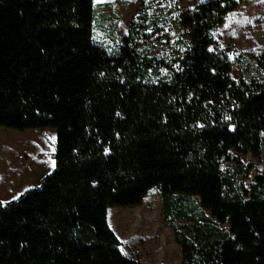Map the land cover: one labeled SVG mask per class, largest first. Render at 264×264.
Returning <instances> with one entry per match:
<instances>
[{
    "label": "trees",
    "instance_id": "1",
    "mask_svg": "<svg viewBox=\"0 0 264 264\" xmlns=\"http://www.w3.org/2000/svg\"><path fill=\"white\" fill-rule=\"evenodd\" d=\"M164 1L137 0L109 52L94 39V0H0L16 34L3 58L19 73L0 87V126L56 131L55 169L0 203V264H149L121 252L107 210L137 206L152 188L180 264H264V167L248 189L236 184L251 169L240 155L264 164V76L233 79L213 36L238 1L179 10L168 60L139 41L160 20L149 6Z\"/></svg>",
    "mask_w": 264,
    "mask_h": 264
},
{
    "label": "rangeland",
    "instance_id": "2",
    "mask_svg": "<svg viewBox=\"0 0 264 264\" xmlns=\"http://www.w3.org/2000/svg\"><path fill=\"white\" fill-rule=\"evenodd\" d=\"M201 1L203 0H166L158 4L152 3L148 13L150 16L158 15L160 20L156 28L147 30L149 37L146 40H139L140 47L145 49L147 55L156 59L168 60L175 57L180 49L176 41L180 33L175 20L176 14L179 10L191 8ZM237 1V7L226 16L224 22L213 32V36L218 47L226 52L231 62L233 79L261 80L264 76V0ZM94 3V39L109 52H113L126 35L129 21L136 15L137 0H94ZM26 8L22 10L24 16L27 13ZM34 9L35 6L33 13ZM0 22L1 87L13 84L19 78V73H16V63L3 58V55L10 53L16 34L2 12ZM30 33V26H25L19 34L23 38L20 41L28 40ZM253 55H259L260 58ZM11 56L20 57L19 47L12 50ZM166 74L167 69L162 68L158 75L151 74L150 78L157 79L165 77ZM24 131L0 126V196L11 202L29 190V176L33 175L30 171L36 161L32 156L33 148L25 141L27 136ZM50 142L48 140L47 145ZM239 159L243 165L250 164L251 169L248 177L238 175L236 184L241 189H248L254 174L260 172L264 164L261 159L251 156L240 155ZM229 166L227 162L222 163V168ZM11 178L14 186L12 188L9 185ZM206 214L209 215V211ZM107 219L119 239V249L124 255L149 264H180L179 247L175 243L170 222L163 214L162 196L158 189H150L137 206L109 207Z\"/></svg>",
    "mask_w": 264,
    "mask_h": 264
},
{
    "label": "crops",
    "instance_id": "3",
    "mask_svg": "<svg viewBox=\"0 0 264 264\" xmlns=\"http://www.w3.org/2000/svg\"><path fill=\"white\" fill-rule=\"evenodd\" d=\"M25 135L27 136L26 142L30 147L33 148V157L35 158V163L32 165L33 169L30 171L32 172V176H29L30 181L29 189L38 187L39 182L52 170L56 167V160L48 157H42V153L54 152L56 150V131L52 128H34V129H26ZM50 140V147H48L47 143ZM29 147V148H30ZM55 162V166L53 167L52 162ZM19 174V173H18ZM15 179V177L13 178ZM13 179L11 178V182L9 183L10 188L13 186ZM8 185V186H9ZM27 191V190H26ZM11 202L10 200L2 199L0 196V203H8Z\"/></svg>",
    "mask_w": 264,
    "mask_h": 264
},
{
    "label": "built area",
    "instance_id": "4",
    "mask_svg": "<svg viewBox=\"0 0 264 264\" xmlns=\"http://www.w3.org/2000/svg\"><path fill=\"white\" fill-rule=\"evenodd\" d=\"M41 155H42V157H48V158H52V159L55 158V153L54 152H44Z\"/></svg>",
    "mask_w": 264,
    "mask_h": 264
},
{
    "label": "snow or ice",
    "instance_id": "5",
    "mask_svg": "<svg viewBox=\"0 0 264 264\" xmlns=\"http://www.w3.org/2000/svg\"><path fill=\"white\" fill-rule=\"evenodd\" d=\"M52 165H53V167L55 166V162L54 161L52 162Z\"/></svg>",
    "mask_w": 264,
    "mask_h": 264
},
{
    "label": "water",
    "instance_id": "6",
    "mask_svg": "<svg viewBox=\"0 0 264 264\" xmlns=\"http://www.w3.org/2000/svg\"><path fill=\"white\" fill-rule=\"evenodd\" d=\"M5 203H3V205H4Z\"/></svg>",
    "mask_w": 264,
    "mask_h": 264
}]
</instances>
